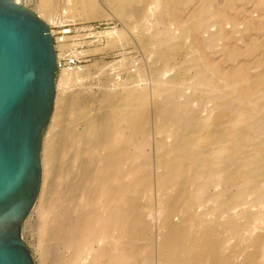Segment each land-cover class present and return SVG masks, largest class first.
Here are the masks:
<instances>
[{
  "label": "bare ground",
  "instance_id": "obj_1",
  "mask_svg": "<svg viewBox=\"0 0 264 264\" xmlns=\"http://www.w3.org/2000/svg\"><path fill=\"white\" fill-rule=\"evenodd\" d=\"M38 1L37 17L53 21V0ZM116 1V14L132 2ZM152 4L139 16L149 47L167 63L176 43H187L194 82L179 87L164 66L147 87L139 80L129 87L117 79L108 87L97 83L90 90L109 115L83 99L89 80L99 81L105 69L98 77L86 67L61 70L51 127L62 121V132L56 143L47 138L42 145L35 234L25 243L37 264H46L49 254L51 264H264V155L257 150L264 145V0ZM94 5L75 0L67 9L93 17ZM159 26L165 30L157 33ZM109 34L111 47L126 35ZM60 41L56 49L63 51ZM111 66L113 75L127 71L139 79L150 63L133 71L124 61ZM63 82L69 101L58 97ZM196 91L204 111L191 119L194 108L185 99ZM149 101L159 104L152 128L144 116ZM193 128L213 143L205 148L202 138L187 140ZM255 133L260 143L251 142ZM233 169L249 179L231 185Z\"/></svg>",
  "mask_w": 264,
  "mask_h": 264
},
{
  "label": "water",
  "instance_id": "obj_2",
  "mask_svg": "<svg viewBox=\"0 0 264 264\" xmlns=\"http://www.w3.org/2000/svg\"><path fill=\"white\" fill-rule=\"evenodd\" d=\"M56 75L47 25L0 0V264H34L23 230L39 194Z\"/></svg>",
  "mask_w": 264,
  "mask_h": 264
},
{
  "label": "rangeland",
  "instance_id": "obj_3",
  "mask_svg": "<svg viewBox=\"0 0 264 264\" xmlns=\"http://www.w3.org/2000/svg\"><path fill=\"white\" fill-rule=\"evenodd\" d=\"M12 1L20 5L21 7L25 8L26 10L32 12L36 16H38V11H37V5L39 3L38 0H12ZM81 1L83 4H86L89 1L94 2L95 4L94 6L96 8V11H95L96 15L93 17L84 16V15L82 16L81 14L82 10L79 7H77L74 12L73 11L68 12V9H67L68 4L70 2L75 3V0H53V7L55 8L54 13L52 15L53 21H48L44 17H41L40 19L46 25H48V27L51 28L53 32L52 38L54 42V50H55V55H56L57 60L61 61L62 59H65L67 57L68 58L77 57V59L82 64V68H85V67L88 69L90 68L89 71L93 77H96V76L98 77V74L100 73L101 69H102V72H104L103 69H105V72H104L105 74L103 73L101 76H99V78H97L99 81H95V79L89 80L88 85L90 88L87 91L89 92V95L86 92L85 96L83 97L85 104H87L89 107H91L92 109H98L100 114H108L111 111L109 110L110 107L107 104H104L103 106V104L100 105L98 102V97L96 95V92H94L96 91L95 86H97L98 84H100L103 87H108L110 84L113 83L115 79H117V80H120V82H122L124 85H127L129 83L128 85L132 86L133 82H134V85H137L138 80H139L140 82L138 83V85L141 84L147 87L148 85H151L150 82H152L154 78L159 77L160 74L158 73L164 66L170 67L171 69L170 73L172 74V77L177 81V83H179V87L181 86V88H185L184 87L185 85L192 84L194 82V71L191 70V59L189 57V49H188L187 43L179 40L176 43L177 45H175L174 48L172 49L170 60H168L167 63L164 62L163 57H156L155 54L153 53L154 51L149 47L148 45L149 44V33L145 31L146 24L144 25L142 21L140 22L139 16H141L142 14H144L145 12H147L149 9L152 8L153 0H132V2L127 6L126 12L123 14H116V11H115V5L117 4L116 0H81ZM258 12L259 14L262 13V11H257V14L254 12L253 15L254 16L259 15ZM127 14L128 15L134 14L135 16L133 15L131 18ZM61 20H64V21L62 22ZM164 27H166L165 24H164ZM164 27L159 26L156 29L157 33L164 31L165 30ZM113 32L126 34V35L122 41L118 42L117 44H115V46L111 47L107 43L111 37L109 33H113ZM56 39L62 40L60 41V43H62L65 46L63 51L59 50L58 48L56 49ZM62 52H63V55L61 54ZM148 55L152 57H148ZM146 57L148 58L146 59ZM119 61H124L126 64V68L132 71L134 70L132 67H134V65H137V63L138 65L140 64L141 66H143L144 63L145 64L150 63V68H149V71L145 73L139 79L136 76H134L133 73L131 75L127 71L120 72V74L116 76V75H113V72L115 70H113V67L111 65H113L114 63H118ZM106 64L110 65L109 66L110 68L107 66L104 67ZM174 68L176 69L174 70ZM61 70L59 69L57 70V75H56V80H55V99H56V88H57L56 86L59 81V77H60L59 75H60ZM110 71H111V74H110ZM84 72H82L81 75H84ZM67 85L68 84L65 82L61 83L60 87H62V89H59V91L60 90L61 92L63 91V93H61L63 95L60 94L58 97L60 98L64 97V100H66L67 98V100L69 101L71 90L69 89V87H67ZM90 89L94 91H91ZM200 94L201 93L199 91L188 93L185 99V103H187L188 106L190 105L194 108L193 109L194 112L192 113L194 115H191V119L192 118L195 119L196 115L202 116V113L204 111V105L201 101L202 98ZM149 103L148 102L146 103V106H145L146 111H145L144 116L147 118L148 122L150 123V127L152 128V125H151L152 112L154 111V108L157 109L159 104L158 103L155 104L152 101H149ZM65 105L66 103H62V105L59 106V112L61 114L60 117H62L61 118L62 120L64 119V116H65L64 115ZM175 105H179V103H176ZM54 113H55V108L53 107L52 114ZM226 119H227L226 117L221 119V123H224ZM61 122L58 121L57 127H54V128L51 127L52 126V115H51L50 121L43 135L42 145L44 144V141L47 138H49L48 143H50V139H52L54 143H56L55 141L59 140L58 139L60 137L59 133L62 132ZM82 123L84 124V122ZM77 128H78L77 131H81L82 124L79 123L77 125ZM224 130L225 129L223 127L220 128L221 135L224 134ZM251 136L253 139L251 140V142H253V144L260 143L261 139H260L259 133L258 134L255 133ZM185 138L191 141H194L195 139H198V138H202L203 141L201 143H202V146L205 148L211 143H213L211 142V140L206 138L204 133L196 132L194 128L187 130L185 132ZM251 142H247L245 144L246 145L245 148L248 149V151L251 149V146H252ZM257 150L261 152V154L264 155V145L263 144H259ZM41 157H42V150H41ZM252 157L254 159V157L256 156L252 155L251 158ZM58 158H59V155L57 156V160L54 164V170H53L54 173L56 172L55 170L59 169V165L61 166L59 162L60 160ZM230 172L232 174V177L230 180L231 185L236 182L249 179L248 176L250 174L246 173L244 170L236 172L233 169ZM51 183H52V186H54L53 185L54 183L53 182ZM39 195H40V189H39L38 196ZM140 201L142 204L144 202L145 204L147 203L146 201L141 200V199ZM34 216H35L34 209H32V211L30 212L25 222V226L23 230V240L25 243L27 242L28 244L33 242V236L35 234L34 227H35L36 217L34 218ZM52 246L54 247V245ZM29 251H30L34 264H37V262L35 261L32 255V251L30 249ZM50 256L51 254H49V259L47 258L45 262L46 264H49L52 261L51 260L52 256L51 257Z\"/></svg>",
  "mask_w": 264,
  "mask_h": 264
},
{
  "label": "built area",
  "instance_id": "obj_4",
  "mask_svg": "<svg viewBox=\"0 0 264 264\" xmlns=\"http://www.w3.org/2000/svg\"><path fill=\"white\" fill-rule=\"evenodd\" d=\"M52 36V35H51ZM56 63H57V70H61V69H75V68H82V64L80 63V61L77 59V57H73V58H65L60 60L56 59Z\"/></svg>",
  "mask_w": 264,
  "mask_h": 264
}]
</instances>
